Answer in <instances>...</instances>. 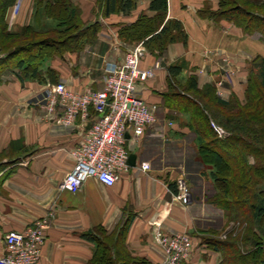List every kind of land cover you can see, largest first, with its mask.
<instances>
[{
  "label": "crops",
  "instance_id": "obj_1",
  "mask_svg": "<svg viewBox=\"0 0 264 264\" xmlns=\"http://www.w3.org/2000/svg\"><path fill=\"white\" fill-rule=\"evenodd\" d=\"M50 1L16 0L7 14L10 28L31 26L55 36L58 22L47 11ZM68 1L79 11L80 22L101 24L96 38L80 49L47 58L44 69L55 70V78H23L18 68L1 77L0 165L9 171L0 173V258L6 234L43 222L45 241L36 264H90L104 254L114 260L122 252L126 260L169 264L159 238L183 233L190 238L191 250L182 264H221L222 255L210 239L221 240L234 223L214 202L217 190L210 167L199 158L192 115L170 94H191L188 80L194 76L199 90L213 85L223 100L242 99L253 60L264 58V42L257 33L251 36L227 20L206 16V10L217 9V0H169L168 18L183 23L188 41L170 45L165 58L147 50L142 54L141 69L154 71V77L140 84L138 93L158 108L155 121L138 141L131 133L126 136L135 165L128 164L113 187L90 178L69 192L62 184L74 167L70 152L96 116L78 117L74 125L64 126L59 123L61 106L53 113L45 109L46 94L58 84L80 94L103 91L108 66L121 65L130 50L143 45L122 41L119 30L141 14L154 13L148 0H138L130 15L109 16L104 15L103 0ZM225 58L232 59L236 72L232 81L224 77ZM179 64L182 72L171 76L169 68ZM143 164L150 168L142 170ZM182 185L191 190L186 205L179 199Z\"/></svg>",
  "mask_w": 264,
  "mask_h": 264
},
{
  "label": "trees",
  "instance_id": "obj_2",
  "mask_svg": "<svg viewBox=\"0 0 264 264\" xmlns=\"http://www.w3.org/2000/svg\"><path fill=\"white\" fill-rule=\"evenodd\" d=\"M148 1L154 15L141 14L133 23L121 27L119 37L130 45L143 43L149 53L165 58L170 45L187 43L188 34L181 21L168 18L169 0ZM103 2L106 16L130 15L138 5V0ZM15 3L16 0H0V81L4 72L14 68L20 70L23 78L39 82H45L47 76L55 78V70L44 69L45 60L64 50L82 48L101 30L99 22H80L79 11L68 0H51L47 11L58 22L55 36L31 26L15 31L7 22L8 11ZM219 6V10L203 13L214 20H227L249 35L258 33L264 40V0H219ZM182 70V64L169 68L173 77ZM247 78L242 99L236 96L223 100L213 85L199 90L194 76L188 80L187 91L191 94H170L172 100L177 97L180 109L192 115L200 139L199 158L210 167L217 190L214 202L234 223L225 239H210L222 255L221 264H264V58L253 60ZM91 114L96 116L93 109L90 117ZM212 124L225 135L220 136ZM7 168L0 165V173L6 174ZM90 264L149 263L126 260L122 252L114 260L104 254Z\"/></svg>",
  "mask_w": 264,
  "mask_h": 264
},
{
  "label": "built area",
  "instance_id": "obj_3",
  "mask_svg": "<svg viewBox=\"0 0 264 264\" xmlns=\"http://www.w3.org/2000/svg\"><path fill=\"white\" fill-rule=\"evenodd\" d=\"M145 50L140 44L126 54L121 65L108 66L103 91L80 94L70 91L65 84H58L46 94L45 109L53 113L61 106L64 114L59 123L64 126L74 125L78 117L88 120L91 109L96 113L83 140L70 152L74 167L63 181L64 190L76 192L90 178L113 187L120 174L128 170L126 136L131 133L133 140L138 141L155 121L158 108L147 104L138 93L139 85L154 77V71L140 67ZM223 62L224 77L232 81L236 75L232 60L225 58ZM212 125L220 136L225 135L221 128ZM149 168L148 164L142 165L144 171ZM181 188L179 199L186 205L191 190L186 185ZM45 227V223L38 222L23 232L6 234L5 254L0 258V264H36L45 241ZM159 241L169 264H182L189 258L191 241L187 234L163 235Z\"/></svg>",
  "mask_w": 264,
  "mask_h": 264
},
{
  "label": "rangeland",
  "instance_id": "obj_4",
  "mask_svg": "<svg viewBox=\"0 0 264 264\" xmlns=\"http://www.w3.org/2000/svg\"><path fill=\"white\" fill-rule=\"evenodd\" d=\"M208 7H212V6H208ZM218 10H219V8H220V6H219V0H217V5L215 6ZM216 9V10H217ZM169 15V14H168ZM10 27V26H9ZM251 35V34H250ZM254 34H252L251 36H253ZM255 35H257L259 38H261V36H259V34L257 33V34H255ZM250 36V37H251ZM261 40H262V38H261ZM263 42H264V40H262ZM264 46V45H263ZM254 49H259V47H256V46H254ZM264 52V51H263ZM263 57H264V54H263ZM228 59V58H227ZM224 60V59H223ZM232 60V59H231ZM259 235H263L262 234V232L260 233V231H259ZM226 238V234L223 236V238L222 239H225Z\"/></svg>",
  "mask_w": 264,
  "mask_h": 264
},
{
  "label": "water",
  "instance_id": "obj_5",
  "mask_svg": "<svg viewBox=\"0 0 264 264\" xmlns=\"http://www.w3.org/2000/svg\"><path fill=\"white\" fill-rule=\"evenodd\" d=\"M90 126H91V124H90ZM90 126H89V128H90ZM135 159H136V158H135L134 155L129 156L128 164H129L130 166H134V165H135V161H136Z\"/></svg>",
  "mask_w": 264,
  "mask_h": 264
}]
</instances>
